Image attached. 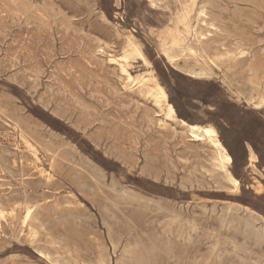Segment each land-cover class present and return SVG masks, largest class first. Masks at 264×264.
Instances as JSON below:
<instances>
[{
	"label": "rangeland",
	"instance_id": "obj_1",
	"mask_svg": "<svg viewBox=\"0 0 264 264\" xmlns=\"http://www.w3.org/2000/svg\"><path fill=\"white\" fill-rule=\"evenodd\" d=\"M263 99L264 0H0V264H264Z\"/></svg>",
	"mask_w": 264,
	"mask_h": 264
},
{
	"label": "bare ground",
	"instance_id": "obj_2",
	"mask_svg": "<svg viewBox=\"0 0 264 264\" xmlns=\"http://www.w3.org/2000/svg\"><path fill=\"white\" fill-rule=\"evenodd\" d=\"M203 14H204V11L201 10L198 13L197 20H199ZM196 34H197V32L195 31V36H196ZM166 49H167V47H166ZM136 52H137L138 57L144 60L143 55L139 51H136ZM168 52H170V51H168ZM112 61L115 62L117 60L112 59ZM120 66H121V69L126 74H128V72L125 69V66L123 64H120ZM128 77H129V79H131V76H128ZM151 83L153 84L152 85L153 86L152 89H154L157 104L167 103V106H168V109H169V113L171 115L176 114L174 106L169 103V97H168V94L165 91V89L160 84H158L157 82H154V80H152ZM142 85H143V82H142ZM182 124L184 126H186V128H187L188 132L190 133L191 137H193L196 141H203L204 139H207L211 143V145L214 147V149L216 151L215 154H216V157H217V161L219 162L220 168L225 173L226 180L232 186L233 190L235 192L239 193L241 191V183L239 182V180L232 173H230V171L228 169L229 166L234 164L233 157H232L231 153L229 152V150L226 149V147L224 146L217 129L212 127V126H202V125H198V124H188V123L183 122V121H182ZM248 152H249L250 161L253 164L254 163L257 164L259 162V160H258V157H257L256 153L254 152V150L251 147H249ZM41 173H45V172L42 171ZM261 191H262V186L260 184L258 192L260 193ZM3 214H4V212L2 210H0V219H1V217H3ZM30 218H31V209L28 208L27 209V213H26V217H25V221H28Z\"/></svg>",
	"mask_w": 264,
	"mask_h": 264
},
{
	"label": "snow or ice",
	"instance_id": "obj_3",
	"mask_svg": "<svg viewBox=\"0 0 264 264\" xmlns=\"http://www.w3.org/2000/svg\"><path fill=\"white\" fill-rule=\"evenodd\" d=\"M243 55V53H241Z\"/></svg>",
	"mask_w": 264,
	"mask_h": 264
}]
</instances>
